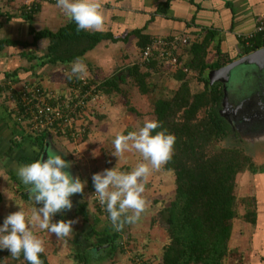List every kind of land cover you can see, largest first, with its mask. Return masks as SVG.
I'll list each match as a JSON object with an SVG mask.
<instances>
[{
    "label": "trees",
    "instance_id": "trees-1",
    "mask_svg": "<svg viewBox=\"0 0 264 264\" xmlns=\"http://www.w3.org/2000/svg\"><path fill=\"white\" fill-rule=\"evenodd\" d=\"M171 1L166 0L162 3L158 8L159 12L166 13ZM30 17L31 14L28 18ZM76 27L77 25L72 23L56 32L40 31L34 34L33 43L39 39L47 40L46 54L42 56L44 59L42 64L67 65L69 69L66 73H68L71 70L72 62L77 57L82 58L100 41L106 39L117 41L127 38L125 35L115 38L110 33L84 31L77 33ZM134 33L137 38L139 61L127 69V74L135 82L141 94H148L154 89L151 87L152 83L147 81L149 72L152 71L153 75L158 72L160 75L166 73L171 67L166 64V60L159 62L158 51H154L155 54L149 63L143 64L140 60L141 50L151 44L155 38L139 31H134ZM165 38L168 41L172 39L171 36ZM212 38V33L209 32L201 41L192 42L189 48L191 57L182 64L181 56L177 53V48L180 45L177 48L169 49L170 59L176 58L179 63L175 70V79L180 84L171 97L162 98L159 96L151 102V120L161 123V128L156 131H165L176 137L174 155L171 161L163 166L165 171H169L173 175L174 189L173 198L161 209L162 218L165 219L162 228L166 240L158 247L157 255L150 256L151 261L157 264H224L225 261L240 263L241 259L237 252L229 247L232 227L239 219H243V222L247 224H254V207L261 199L257 201L258 192H255L256 195L253 196H249L247 193L237 195L236 176L247 174L249 177L258 179L262 196L264 195V161L254 163L253 157L247 155L252 151L255 153V158H260L257 157L258 153L253 151L251 145L247 144L248 148L242 146V139L231 130L229 124L222 117L220 113L222 100L220 83L211 84L204 77L206 69H219L233 60L227 53L220 52L219 48L215 46L217 59L212 63L206 62V53ZM237 42L242 48V54L264 47V38L261 35H255L248 41L244 37H238ZM14 44L26 46L22 42ZM73 79L76 80L75 77ZM117 79L120 81L122 77L115 78V81ZM89 80L99 84L98 89L101 95L109 96L113 93H122L121 87L112 79L98 82L90 77ZM63 81L66 84L72 82L67 79L65 74ZM193 83L194 85L203 83L204 88L200 91H192L191 84ZM125 103L130 113L138 115L133 108L128 106V102ZM7 114L12 116V111L8 110ZM13 121L14 125L11 128L14 132L18 130L15 129L17 126L22 128L14 119ZM87 127L85 133L77 139V143L86 140L89 128L92 129L90 124L89 126L87 124ZM27 135L24 144L30 143L29 148L33 147L36 153L35 155H26L25 151L21 149V154L18 156L20 165L38 160L46 139V135ZM7 143L12 147L19 146V149L21 148L12 140ZM6 168L10 169V167ZM11 170H13V178L19 180L16 170L13 168ZM17 182H20L18 184L24 188L21 181ZM18 184L15 183L17 186ZM22 188L20 189L24 190ZM87 188L91 193L94 188L91 179L87 181ZM23 192L20 193L21 197L25 200L29 199V194L26 195ZM239 199H241V203H244L242 206L245 210L243 215L238 213L237 201ZM2 200L0 192V203ZM38 205L42 207V205ZM94 208L101 217L108 216L109 218L105 206L104 211H101L99 207L94 206ZM75 215L81 216L84 222L87 221L86 202L77 205ZM55 216L58 220L65 219V215L56 214ZM110 230L111 232L109 229H105L102 234L105 235V243L108 244L112 252L124 251L123 245L125 244L127 250L132 253L129 258H126L127 264H149L150 258H146L144 253H139L133 247L131 236H120L118 231L112 228ZM4 254L7 256L11 253L8 250ZM75 258L78 259V263H84L86 256L79 253ZM40 259L44 264H49L44 253L40 254ZM0 264L2 263L0 262ZM14 264H28V262L21 254L20 258L14 259Z\"/></svg>",
    "mask_w": 264,
    "mask_h": 264
},
{
    "label": "crops",
    "instance_id": "crops-1",
    "mask_svg": "<svg viewBox=\"0 0 264 264\" xmlns=\"http://www.w3.org/2000/svg\"><path fill=\"white\" fill-rule=\"evenodd\" d=\"M165 1L99 0L105 18V30L100 33H110L115 38L125 35L127 38L126 40L119 39L117 41L102 40L94 48L87 51L82 57L83 62L87 65V77H91L98 82H102L104 79H112L119 87L122 86L126 78H131L127 74V69L139 61V53L136 46L137 38L134 31L150 35L155 39L171 36L172 38L180 37L181 40H185L186 42L177 48V53L180 54L182 59L181 64L188 61L191 57L189 51L191 43L201 41L207 36V33L211 32L213 38L208 45L206 62L212 63L217 59L215 46L219 48L220 52L227 53L231 59H235L239 54H242V48L237 42L238 37H244L245 34L252 31L258 17L264 18V0H172L166 13L163 14L159 12L158 8ZM55 4L45 0L37 1L35 9L30 13L31 17L28 18L30 14H25L22 11L21 0H0V88L3 84L8 83L15 86L23 83H32L51 89H65L66 83L63 81V71H67L69 66L63 64H42L44 62L42 56L46 54L47 40L39 39L36 43H33L34 34L37 32H56L75 23L56 8ZM17 42H22L26 46H17L14 44ZM109 64L112 71L107 73L106 69ZM168 72L169 74H167ZM149 73V76L153 75L152 71ZM167 73L164 74L171 76V81H176L175 74H171V70H167ZM118 77H122V79L115 81V78ZM5 96L9 100L7 92L2 95V98L5 99ZM8 109L5 105L0 107V162L3 161V165H0V167L4 169L13 182L18 184L20 182L17 181L21 180L19 177V180L13 178V170L11 168L16 170L17 166L20 165L18 156L21 154V149L25 151L26 155H35L36 152L33 147L29 148L30 143L24 144V139L28 135L24 133L22 128L17 126L15 129L18 130H15V132L11 128L14 125V121L11 115L8 116ZM99 114L101 113L98 111V113L88 118V124H90L92 129L87 133L86 140H81L79 143L76 142L74 144L75 148H78L77 150L82 151L79 145L90 141L89 136L92 132L91 130L96 128L95 126L100 117ZM10 140L20 145L21 148L19 149L17 145L18 148L12 147L11 144L7 143ZM52 141L55 144L56 140L54 138H52ZM55 147L64 157L70 159L71 167H76L75 158L67 155L59 145L55 144ZM6 167H10V169ZM86 176L79 173L82 181L89 180ZM251 178L254 181V194L255 192L259 194L257 201L261 199L254 207L255 223L242 224L237 221L233 225L229 247L237 252L241 260L240 263L229 261L228 264H264V195L262 196L258 179L250 177V180ZM18 186L22 188L20 184ZM23 187L22 189L27 190L25 185ZM85 189L90 197L87 183ZM78 195V204L85 202L83 195ZM143 196L146 198L144 194ZM90 200L94 206L93 200L91 198ZM90 209L86 205L88 219L85 222L82 221L79 215H75L76 207L73 213L71 212L72 209L70 210V215L66 220L61 219L65 221L77 219V221L81 220L83 223L82 231L77 232L73 228L71 238H66L63 240L64 242L62 241V243H65V248L72 250L75 248L77 250L72 255L73 257L80 253V249L76 246L82 248L83 251L81 250V252L85 254L86 259L84 263L79 264H104V262L105 264H127L126 258H122V255L127 256L126 248H122L124 251L116 250L112 252L108 244L106 245L105 243L106 237L102 234L103 231L109 229L111 232L110 228L113 229L109 223L110 219L108 216L102 217L104 220L101 221L98 211L95 209L93 212V208L91 211ZM58 214L66 217L68 213L65 211ZM57 221L59 220L54 216L53 222ZM133 226L131 228L127 226L125 230L124 226L122 233L118 231L120 236L140 237L142 235L143 240L141 242L145 241L149 245L147 246L149 247L148 253L151 256V252L156 251L154 250L156 245H158V248L161 244H159V241L156 242V239L153 240V237L149 239V235L144 231L139 233V230H136V227L133 228ZM80 237L81 240H79ZM85 240L86 242H84ZM242 240H245V242L243 243ZM136 242H139L138 238ZM94 248H97L95 256H98L100 263L95 260L92 262L89 258V251ZM98 249L102 251L99 252L100 250ZM56 250L54 246L52 252L56 253ZM66 255V263H61L59 259L57 260L58 262L53 263L55 259L52 258L49 261L48 257H46L49 264H74L75 259L73 260L71 254L68 256L66 253ZM58 258H60L59 253ZM7 259L11 261L10 264H14V258L10 254H7Z\"/></svg>",
    "mask_w": 264,
    "mask_h": 264
},
{
    "label": "clouds",
    "instance_id": "clouds-1",
    "mask_svg": "<svg viewBox=\"0 0 264 264\" xmlns=\"http://www.w3.org/2000/svg\"><path fill=\"white\" fill-rule=\"evenodd\" d=\"M55 7L75 22L77 33L105 30V18L99 0H56ZM87 73V65L82 58L77 57L72 62L71 71L65 75L69 80L73 77L82 80ZM158 128H161L159 121L146 120L136 131L127 135L117 134L111 155L120 160L126 152L134 151L143 162L129 172L115 166L92 176L95 193L89 198L94 196L100 205L105 206L116 231H120L125 224L137 223L150 207V202L143 196L147 180L153 171L161 170L174 155L176 137L165 131H156ZM70 168L69 161L51 150L46 160L41 158L17 166L16 175L26 186L30 200L42 207L33 208L30 219L19 205V211L5 217L0 226V249L9 250L12 258L18 259L23 254L28 264H44L40 259V254L45 252L44 241L35 235L32 226L55 234L58 240L71 238L73 225L77 221L53 222L56 214L72 209L71 197L74 194L83 195L87 183L79 176L74 177L68 171Z\"/></svg>",
    "mask_w": 264,
    "mask_h": 264
},
{
    "label": "rangeland",
    "instance_id": "rangeland-1",
    "mask_svg": "<svg viewBox=\"0 0 264 264\" xmlns=\"http://www.w3.org/2000/svg\"><path fill=\"white\" fill-rule=\"evenodd\" d=\"M111 69L112 68H110V64H109L106 69L107 73L111 72L112 71ZM242 69H243L242 67L235 69L236 74L232 78L233 82L235 83L239 82V86L237 85L239 88L243 87L244 89L246 88L253 89L254 85H257L258 83L257 80L255 78L249 77V74L243 73ZM211 71L212 70L210 69H206L204 73V77L207 78L211 84H213L215 82V78L214 76H211ZM167 74H169V72ZM167 74L161 73L159 75V73L157 72L154 74L155 75L154 77L153 75L148 76L147 81L149 83H152L151 87L154 88L153 91L149 92L148 94H141L137 89L135 82L131 78H126L125 82H123L121 86L122 89L121 94L113 93L109 96L102 95L101 98L97 100L98 104H95L96 109L94 110V114L98 113V111L99 113H101L99 114L100 117L98 119V123L95 126L96 127L95 130L94 128L93 130H91L92 132L90 133L89 136L90 141L89 142L86 141L87 143L85 142L83 143V145L82 144L79 145L82 151L77 150L78 148L77 149L75 148L74 144L77 141L71 142V141H66L64 139L62 140L56 139L55 144L59 145L62 149H64L65 153H67V155H69L71 158L76 159L75 168L77 169V171H79V173L87 175L86 177L92 180V176L94 173L101 172L104 169H109L116 166L121 171L129 172L128 170L131 171L138 163L143 162L139 154L134 151L126 152L124 154V157L121 158L120 160H118L117 157L112 156L111 153L114 151L113 140L115 139L117 134L127 135L129 132L136 131L139 129V127H142L146 120H151V116H150L151 105H152L151 102L154 100V98H158L159 96L162 98L165 97L169 98L172 96V93L178 88L180 82L171 81V76H167ZM171 74L176 75V72L175 71L173 72V70H171ZM240 76H242L241 79ZM248 78L250 79L248 80ZM262 78H264V75L262 76ZM10 86H12V84L8 83V84H3V86L0 88V93L2 92L0 96V107L3 105H5L7 109L8 108L10 109L12 107L11 102L8 100L6 96L5 99L2 98V95L5 94L8 90L7 87ZM203 88H204L203 83H199L195 85L194 83L191 84L192 91H200ZM125 102H128V106L133 108L138 115L130 113V111L127 110V106H126L127 104ZM221 107L222 106L220 104V110L222 109ZM10 110L12 111V109ZM241 142L243 147L248 148L247 144H249L252 146L253 151L258 153L257 157L260 158H255L256 157L255 153H253L252 151L251 153L247 154L250 157H253L252 160L254 163L264 161V159H262L264 157V131L260 133H255V136L253 138L252 137H250V139L243 138ZM0 165H3V161L0 162ZM236 182L238 183V187L236 190L237 195H243L244 193H247V195L249 196L254 195V186H253L254 181L252 178L250 180V177L247 174L237 175ZM173 189H174L173 175L171 172L165 171L163 167L159 171H153V173L149 176L146 183V188H145L146 194L143 193L146 197L145 199L150 202V207L142 214L140 220L137 223L125 224L124 230L127 228V226H130L131 228L134 225L133 228L136 227V230H139V233H142L144 231L145 233H147V235H149V239L153 237V240L156 239V242L159 241V244H162L166 240L165 239L166 235L162 228L163 225L165 224V219L162 218L161 209L165 207L167 203L173 198ZM0 192L3 198V200L0 203V226H2L4 219L8 214L20 210L19 206L24 210L26 217L29 219L32 216L33 208L40 207L38 204L35 205V203L32 200L30 199L25 200L21 197L20 192H23V190H21L20 187L15 185L12 179H10L9 176H7V173L1 167H0ZM86 192L87 190L85 189L83 191V199L86 202L88 208L90 209L92 207L94 212L95 208ZM78 197H79L78 194L73 195L75 201L78 200ZM243 204H244L243 202L241 203V199L237 201L238 213H240L241 215H243L245 211L244 208H242ZM66 212L68 214H66L65 220L70 215L69 213L70 211H66ZM100 220L103 221L104 219L101 217ZM75 221H77V219H75ZM79 221H77V223L73 225V228L77 232L82 231L83 223L81 220ZM238 221L239 223L247 224L246 222H243V219L242 220L239 219ZM109 223L111 224V221ZM32 227L35 235H37L39 238H41L44 241V248H45L44 253L48 257L49 261H51V259L53 258L55 259L53 260V263L58 262L57 261L58 259L61 260L60 261L61 263H66L65 261H66V256H67L66 253H67L68 256L69 254H71L73 260L75 259L74 264H79L77 263L78 259L72 256L77 251L75 248H73V250L69 248L67 249L64 246L65 243H62L63 240H58L56 236H54L55 234L52 235L48 233L46 230L41 231L38 227L35 226ZM141 236L142 235H140V237L131 236V239L133 240V247L136 248L139 251V253H144L146 258H150V255L148 253L149 247H147L149 245H147L145 241L141 242V240H143V237ZM137 238L139 242H136ZM79 240H81V237ZM51 242L52 245L50 246ZM242 242L244 243L245 240H242ZM246 242L248 241L246 240ZM54 246H55V250L57 248L56 253L52 252ZM157 246L158 245H156V248L154 249L156 251H158ZM76 247L79 248L80 253H82L81 252L82 248L79 246ZM123 247L126 248V246ZM7 251H8L7 249H1L0 262L2 264H10L11 262L9 261V259H7V256L4 254ZM156 251L155 252L153 251V253L151 252V254L157 255ZM94 252L96 253L95 248L90 249L89 258L91 259L92 262L95 260L96 262L100 263V260H98V256L97 255L95 256ZM58 253L60 258H58ZM131 255L132 253L129 250H127V256L122 255V258H129V256ZM82 258L85 257L82 256ZM228 263H229L228 261H225L224 264H228ZM149 264H157V263L156 262L154 263V261L152 262L150 258Z\"/></svg>",
    "mask_w": 264,
    "mask_h": 264
},
{
    "label": "built area",
    "instance_id": "built-area-1",
    "mask_svg": "<svg viewBox=\"0 0 264 264\" xmlns=\"http://www.w3.org/2000/svg\"><path fill=\"white\" fill-rule=\"evenodd\" d=\"M37 1L43 0H21L22 11L25 14L32 13ZM45 1L56 2V0ZM255 35H261L264 38V18L262 17L256 19L253 30L245 34L244 39L248 41ZM185 42L180 37H173L169 41L155 39L141 50L140 60L143 64L149 63L155 54L154 51H158L159 62L166 60V64L171 67L170 70L175 71L179 63L176 58L170 59L169 49L177 48ZM63 72L65 74L66 70ZM98 87L97 82H91L86 76L82 80L72 79V82L65 84L64 90L23 83L20 86L12 84L8 87L7 93L12 104V117L22 126L24 133L46 135V137L50 135L51 138L54 136L55 140L76 142L85 133L88 118L93 116L95 104H98L97 100L102 96ZM94 193L95 188L92 189L90 196ZM91 199L95 207L104 211V206L100 205L94 196Z\"/></svg>",
    "mask_w": 264,
    "mask_h": 264
},
{
    "label": "water",
    "instance_id": "water-1",
    "mask_svg": "<svg viewBox=\"0 0 264 264\" xmlns=\"http://www.w3.org/2000/svg\"><path fill=\"white\" fill-rule=\"evenodd\" d=\"M244 65L251 67V78H255L258 82L256 90L252 88L244 89L243 87L237 88L235 82H233L232 88L230 87L227 89L226 85L228 78L225 76L226 71L235 67H243ZM256 68L264 69V47L257 48L247 54H239L227 65L211 71V76H214L215 82L222 85L223 95L220 113L225 121L232 127V130L242 139L253 138L255 133L264 131V95L262 94L264 90V78L258 74ZM249 79L250 78H248V80ZM49 150L55 154L61 155L62 158L70 162V159L64 157V155L56 149L50 135L46 137L39 159L44 158L46 160ZM68 171H70L74 177L79 176V171H77L74 166L68 169ZM24 193L26 195L29 194L28 191H24ZM122 230L123 229L119 232L122 233Z\"/></svg>",
    "mask_w": 264,
    "mask_h": 264
},
{
    "label": "flooded vegetation",
    "instance_id": "flooded-vegetation-1",
    "mask_svg": "<svg viewBox=\"0 0 264 264\" xmlns=\"http://www.w3.org/2000/svg\"><path fill=\"white\" fill-rule=\"evenodd\" d=\"M236 68H238V67H235V68H233V69H231V70H228V71H226V74H225V76L228 78V81H227V85H226V88L227 89H229L234 83H233V80H232V78L235 76V69ZM243 69V73H245V74H249V77H251V75H252V72H251V67L249 66V67H247V66H243L242 67ZM263 69V68H262ZM261 68H256V71L258 72V74H260L261 76H263L264 75V69L262 70ZM242 78V76H240V79ZM236 84L239 86V82H236ZM221 85V84H220ZM236 85V87L237 88H239L238 86ZM257 86H258V84H257ZM256 85H254V87H253V89H255L256 90V87H257ZM232 88V87H231ZM221 89H222V85H221ZM262 94L264 95V90L262 91ZM222 95H223V92H222ZM71 169V168H70ZM71 200H72V203H73V207H72V210H71V212L73 213L74 211L73 210H75V207H77V205H78V200L77 201H75V198H73V196L71 197ZM71 213V214H72ZM81 217V216H80ZM82 218V217H81ZM83 221V220H82ZM84 222V221H83ZM110 222V221H109ZM98 250H100V249H98ZM96 251H97V248H96Z\"/></svg>",
    "mask_w": 264,
    "mask_h": 264
}]
</instances>
